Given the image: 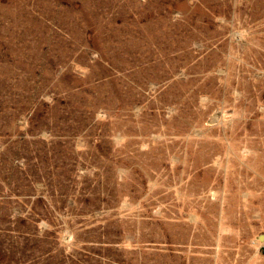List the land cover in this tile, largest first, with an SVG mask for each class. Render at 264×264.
<instances>
[{
  "label": "rangeland",
  "instance_id": "obj_1",
  "mask_svg": "<svg viewBox=\"0 0 264 264\" xmlns=\"http://www.w3.org/2000/svg\"><path fill=\"white\" fill-rule=\"evenodd\" d=\"M0 264H264V0H0Z\"/></svg>",
  "mask_w": 264,
  "mask_h": 264
}]
</instances>
